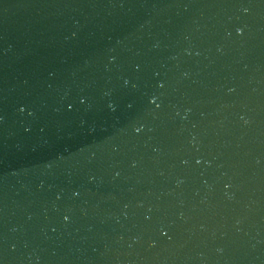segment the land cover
Returning a JSON list of instances; mask_svg holds the SVG:
<instances>
[{
    "label": "water",
    "instance_id": "water-1",
    "mask_svg": "<svg viewBox=\"0 0 264 264\" xmlns=\"http://www.w3.org/2000/svg\"><path fill=\"white\" fill-rule=\"evenodd\" d=\"M0 264H264V0H0Z\"/></svg>",
    "mask_w": 264,
    "mask_h": 264
},
{
    "label": "snow or ice",
    "instance_id": "snow-or-ice-1",
    "mask_svg": "<svg viewBox=\"0 0 264 264\" xmlns=\"http://www.w3.org/2000/svg\"><path fill=\"white\" fill-rule=\"evenodd\" d=\"M153 103H155V101H153Z\"/></svg>",
    "mask_w": 264,
    "mask_h": 264
}]
</instances>
